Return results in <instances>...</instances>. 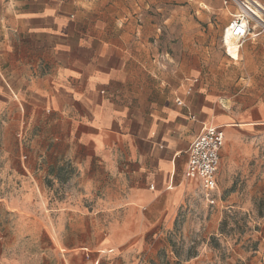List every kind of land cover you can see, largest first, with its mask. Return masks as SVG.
I'll return each instance as SVG.
<instances>
[{"label": "crops", "instance_id": "obj_1", "mask_svg": "<svg viewBox=\"0 0 264 264\" xmlns=\"http://www.w3.org/2000/svg\"><path fill=\"white\" fill-rule=\"evenodd\" d=\"M167 1L180 6L155 7L164 31L203 0ZM141 12L136 0H0V264H140L199 188L188 147L232 119L189 72L144 55L140 33L157 41L161 26ZM258 235L248 264H264V217Z\"/></svg>", "mask_w": 264, "mask_h": 264}, {"label": "rangeland", "instance_id": "obj_2", "mask_svg": "<svg viewBox=\"0 0 264 264\" xmlns=\"http://www.w3.org/2000/svg\"><path fill=\"white\" fill-rule=\"evenodd\" d=\"M136 1L142 10L139 23L157 21L161 26L157 41L150 32L140 33L148 41L144 55L156 62L160 73L169 70L167 65L175 76L189 72L190 88L222 101L232 119L231 127H224L230 133L217 191L205 197L199 188L193 189L173 225L163 231L156 253L140 264L156 261L160 252L181 264H248L258 250L264 217V120L259 121L260 115L264 118V32L253 31L250 41L261 40L262 45L251 48L246 61L240 55L234 61L222 43L225 22L238 13L233 2L192 1L189 15L175 10L173 29L164 31L162 9L171 5L174 10L180 1ZM156 6L161 10L158 17Z\"/></svg>", "mask_w": 264, "mask_h": 264}, {"label": "built area", "instance_id": "obj_3", "mask_svg": "<svg viewBox=\"0 0 264 264\" xmlns=\"http://www.w3.org/2000/svg\"><path fill=\"white\" fill-rule=\"evenodd\" d=\"M229 1L236 5L238 13L233 16L226 29H231V35L240 49L245 41L252 36L253 31L264 32V8L261 9L262 15L259 17L254 13V7H259L255 2H252L253 6L248 7L247 0ZM176 104L181 106V102L178 100H176ZM224 143V128L207 125L202 128L188 147L185 177L196 182L205 197H209L216 191V177Z\"/></svg>", "mask_w": 264, "mask_h": 264}, {"label": "bare ground", "instance_id": "obj_4", "mask_svg": "<svg viewBox=\"0 0 264 264\" xmlns=\"http://www.w3.org/2000/svg\"><path fill=\"white\" fill-rule=\"evenodd\" d=\"M252 2H255L257 5H259V7H254V13L256 15H258L259 17H261L262 15V11L261 9L264 8V6H262L257 0H247V6L251 7V5L253 6ZM222 43H223V48L225 50V53L228 57H230L231 59L237 61L238 60V52L239 49L235 43L234 38L231 35V29H225L223 34H222Z\"/></svg>", "mask_w": 264, "mask_h": 264}, {"label": "trees", "instance_id": "obj_5", "mask_svg": "<svg viewBox=\"0 0 264 264\" xmlns=\"http://www.w3.org/2000/svg\"><path fill=\"white\" fill-rule=\"evenodd\" d=\"M189 260V256L186 257L185 261ZM150 264H181L180 262H170L168 258L165 257L164 252H160L157 256L156 261H151Z\"/></svg>", "mask_w": 264, "mask_h": 264}]
</instances>
